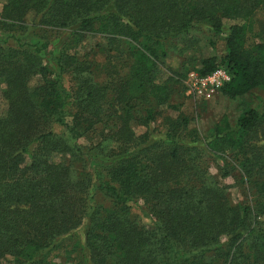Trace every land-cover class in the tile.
I'll list each match as a JSON object with an SVG mask.
<instances>
[{"label":"trees","instance_id":"obj_1","mask_svg":"<svg viewBox=\"0 0 264 264\" xmlns=\"http://www.w3.org/2000/svg\"><path fill=\"white\" fill-rule=\"evenodd\" d=\"M0 1V261L55 264L52 254L65 247L75 264H264V98L202 139L181 142L170 132L149 143L129 125L142 102L174 107L170 80L185 73L166 75L160 62L194 24L227 30L224 56L202 58L200 76L224 66L231 80L217 91L231 99L264 89V0ZM28 26L68 32L74 46L101 34L106 59L122 64L98 82L76 51L55 55L47 43L22 41ZM208 156L223 161L218 175L240 173L250 203L228 199ZM139 201L150 226L132 212Z\"/></svg>","mask_w":264,"mask_h":264},{"label":"rangeland","instance_id":"obj_2","mask_svg":"<svg viewBox=\"0 0 264 264\" xmlns=\"http://www.w3.org/2000/svg\"><path fill=\"white\" fill-rule=\"evenodd\" d=\"M2 2L0 1V9ZM32 14L27 16L26 24L30 23ZM260 15L258 14L259 19ZM256 31L250 33L248 44L253 45L257 42ZM0 35L4 38L6 35L0 31ZM22 41H28L35 44L47 43L48 49H52L56 55L64 47L69 49V52H77L80 58L91 62L92 68L96 67V72L93 73V78L98 81H106L111 75L114 76V71L118 70L122 64L118 62V66H113L112 61L107 60V55L104 51L107 39L97 33H85L81 40L78 41L76 46L72 42L68 32H63L58 28L51 27H31L28 26L19 34ZM227 35L226 27L221 33H214V31L207 25L194 24L193 27L186 32L174 38L168 44L167 56L162 59L160 66L166 75L173 73H185L180 81L175 79L170 80L172 87V94L170 103L174 107H161L157 108L148 101L142 102L139 105L132 107L133 118L130 120V127L135 132V135H147L149 143L157 142L164 139L167 133H172L182 141H190L193 138L202 139L205 136L211 135L216 126L221 122L223 117H227L230 124L234 126L235 120L244 106H256L261 99L264 98V89L257 88L250 92L236 98H228L221 94L220 91L214 93L195 97L193 94L188 93V79L190 73H197L196 68L199 67V62L202 58L213 57L219 63L225 54V37ZM10 43H15L12 38H8ZM43 62H47L48 55L41 54ZM164 75V77H167ZM65 85L70 88L72 86L68 77L64 78ZM38 78H33L30 81L31 85L39 83ZM5 88L4 83L0 84V115L5 112L7 107L3 99L2 90ZM148 112L149 120L147 124L137 122L139 117H145ZM70 117H68L69 120ZM186 119L183 124L182 120ZM173 128V129H172ZM53 129L56 132H61L62 127L54 125ZM97 139L94 136L92 141ZM81 143L89 145V141L81 138ZM114 146V145H113ZM204 157L207 158L208 153L204 152ZM67 158V156H66ZM81 158H85L82 156ZM209 167L208 171L217 176L216 181L224 188L226 196L233 204L250 203L252 200L251 192L247 189L238 171H233L227 176L218 175L217 165H222L221 158H210L208 156ZM70 159V158H69ZM92 163H88L89 165ZM81 161H75L74 166L78 169L81 168ZM95 196V195H94ZM97 201L103 202L108 205L110 201L103 195H99ZM132 212L136 214L142 223L147 226L151 225V215L144 205L139 201L133 205ZM84 226L76 231V239L81 242L84 241L83 237ZM74 235V236H75ZM70 249V248H67ZM52 261L55 264H75L76 254L74 252H67L63 247L52 254ZM0 264H8L6 259H2Z\"/></svg>","mask_w":264,"mask_h":264},{"label":"built area","instance_id":"obj_3","mask_svg":"<svg viewBox=\"0 0 264 264\" xmlns=\"http://www.w3.org/2000/svg\"><path fill=\"white\" fill-rule=\"evenodd\" d=\"M188 80V93L195 97H202L214 93L222 85L229 82L231 74L224 66H218L204 76H200L198 73H190Z\"/></svg>","mask_w":264,"mask_h":264}]
</instances>
